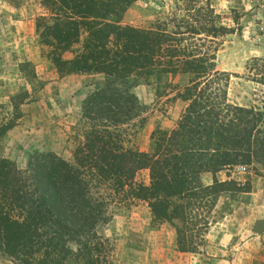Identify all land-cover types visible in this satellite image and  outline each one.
I'll use <instances>...</instances> for the list:
<instances>
[{"label": "trees", "instance_id": "obj_1", "mask_svg": "<svg viewBox=\"0 0 264 264\" xmlns=\"http://www.w3.org/2000/svg\"><path fill=\"white\" fill-rule=\"evenodd\" d=\"M130 2L42 0L48 15L39 19V41L50 47L46 56L66 72L103 75L102 86L86 101L89 121L105 119L119 125L131 120L140 104L130 92V80L132 85L139 78L158 83L179 74L188 77L174 96L185 103L180 119L169 132H153L146 152L112 148L106 129L92 124L72 163L34 152L21 172L0 157V254L17 264L110 263L108 241L97 228L111 216L104 198L92 193L90 180L99 185L107 181L114 192L127 187L131 197L148 202L152 219L174 228L178 251L193 252L202 244L201 235L212 221L209 209L218 195L249 189L231 178L218 180L215 174L237 164L264 168V108L229 103V74L215 70L216 49L204 37L192 39L202 32L216 38L231 29L211 20L208 4L201 13L185 8L186 19L178 20L185 25L182 32L160 25L146 30L121 26ZM79 44L78 51L72 50ZM63 52L72 58L63 59ZM251 61L246 77L264 85V71L257 65L264 59ZM13 108L16 112L15 103ZM13 119L0 126V137L13 126ZM83 164L93 172L85 174ZM139 169L147 170V184L133 181ZM206 172L211 181L204 184L200 177ZM69 241L75 243L73 249Z\"/></svg>", "mask_w": 264, "mask_h": 264}, {"label": "rangeland", "instance_id": "obj_2", "mask_svg": "<svg viewBox=\"0 0 264 264\" xmlns=\"http://www.w3.org/2000/svg\"><path fill=\"white\" fill-rule=\"evenodd\" d=\"M41 1L0 0V126L11 122L14 113H18L14 115L17 118L13 119V126L0 137L1 158L12 162L13 167L21 172L28 156L34 152L52 153L72 163L76 147L82 145L85 132L92 124L98 125L100 130L106 129L112 148L118 149L121 145L146 152L152 145L153 132H169L175 128L185 103L174 96L188 82V77L180 74L173 78L165 76L158 83L154 78L143 81L139 78V82L132 85L130 80V92L140 104L139 114L131 120L119 125L107 123L105 119L89 121L91 114L86 113V101L102 86L103 75L92 72L71 74L46 56L50 47L40 43L37 29L39 19L48 15ZM188 1L131 0L120 25L143 30L160 25L168 31L182 32L185 25L179 24L178 20L186 19L185 8L199 9L201 13L205 11L201 7L208 4L211 20L231 30L216 38L202 32L192 39L204 37L206 43L216 49L215 70L229 74L226 88L229 103L245 108H264V85L246 77L245 69L247 64H253L252 59H264V0H195L192 5H188ZM174 18L175 22L172 21ZM176 24L180 28L177 29ZM79 47L80 44L73 45L72 50L78 51ZM62 58H72V54L63 52ZM257 65L264 71L263 63ZM250 73H254L253 70ZM14 126L17 131L11 133ZM245 166L255 176L264 171L258 165ZM81 167L85 174L93 172L86 164ZM227 173L230 174V170ZM231 177L237 184H244L246 189L250 186L247 175L243 184L237 181L238 176ZM134 180L147 184V170L135 172ZM89 184L93 194L104 198L111 216L97 228L98 234L108 241L109 264H183L184 259L179 254L183 251L168 243L164 229L168 223L152 219L147 201L131 197L127 187L114 192V186L107 181L99 185L90 180ZM241 192L228 190L218 195L209 209L212 221L201 235L202 244L190 252L197 253L194 254L198 259L195 261L210 264L212 257H219L218 250L213 252L214 255L211 250L206 252V240L214 230L215 222L231 210L236 195ZM148 231L154 246H140L146 242L143 236ZM68 245L71 249L75 247L72 241ZM0 260L17 264L2 254Z\"/></svg>", "mask_w": 264, "mask_h": 264}, {"label": "crops", "instance_id": "obj_3", "mask_svg": "<svg viewBox=\"0 0 264 264\" xmlns=\"http://www.w3.org/2000/svg\"><path fill=\"white\" fill-rule=\"evenodd\" d=\"M16 127L14 126L11 133L17 131ZM215 177L218 180L232 178L224 170L217 172ZM200 179L204 184L210 183L211 174L203 173ZM246 180L250 183L249 190L236 195L231 210L215 222L214 230L206 240V252L211 250L214 255L215 250L220 251V254H217L219 257H212L210 264H264V171L259 176L249 174ZM166 226L164 229L168 243L170 246H175L174 228L169 224ZM161 235L164 237L163 233ZM149 236L148 231L143 236L146 242L141 243L140 246H154ZM179 254L184 259L183 264H204L195 261L198 259L194 254L197 253L180 252ZM225 254L230 256H223ZM7 263L0 260V264Z\"/></svg>", "mask_w": 264, "mask_h": 264}, {"label": "built area", "instance_id": "obj_4", "mask_svg": "<svg viewBox=\"0 0 264 264\" xmlns=\"http://www.w3.org/2000/svg\"><path fill=\"white\" fill-rule=\"evenodd\" d=\"M252 174L251 171L242 164H237L230 169V175L231 176H238L239 178L237 179L238 182H241L242 184L245 181V176Z\"/></svg>", "mask_w": 264, "mask_h": 264}]
</instances>
